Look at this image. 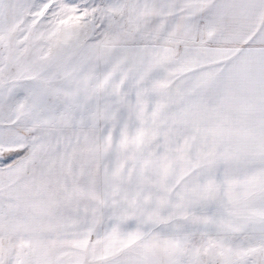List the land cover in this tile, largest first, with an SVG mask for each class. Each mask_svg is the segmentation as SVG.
I'll use <instances>...</instances> for the list:
<instances>
[{
	"label": "snow or ice",
	"instance_id": "6c2138e0",
	"mask_svg": "<svg viewBox=\"0 0 264 264\" xmlns=\"http://www.w3.org/2000/svg\"><path fill=\"white\" fill-rule=\"evenodd\" d=\"M0 264H264V0H0Z\"/></svg>",
	"mask_w": 264,
	"mask_h": 264
}]
</instances>
